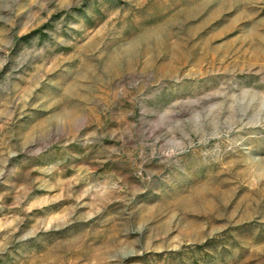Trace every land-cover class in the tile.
Segmentation results:
<instances>
[{"label": "rangeland", "instance_id": "obj_1", "mask_svg": "<svg viewBox=\"0 0 264 264\" xmlns=\"http://www.w3.org/2000/svg\"><path fill=\"white\" fill-rule=\"evenodd\" d=\"M0 264H264V0H0Z\"/></svg>", "mask_w": 264, "mask_h": 264}]
</instances>
